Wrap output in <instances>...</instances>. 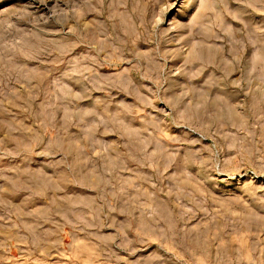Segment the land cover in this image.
Listing matches in <instances>:
<instances>
[{
    "label": "rangeland",
    "instance_id": "1",
    "mask_svg": "<svg viewBox=\"0 0 264 264\" xmlns=\"http://www.w3.org/2000/svg\"><path fill=\"white\" fill-rule=\"evenodd\" d=\"M0 264H264V0H0Z\"/></svg>",
    "mask_w": 264,
    "mask_h": 264
}]
</instances>
